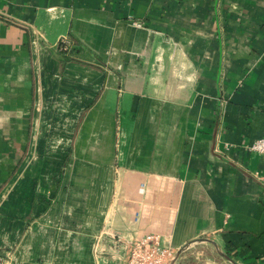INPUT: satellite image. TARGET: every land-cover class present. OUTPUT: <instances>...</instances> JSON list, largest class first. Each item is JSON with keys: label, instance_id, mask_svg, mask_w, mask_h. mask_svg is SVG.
I'll list each match as a JSON object with an SVG mask.
<instances>
[{"label": "crops", "instance_id": "obj_1", "mask_svg": "<svg viewBox=\"0 0 264 264\" xmlns=\"http://www.w3.org/2000/svg\"><path fill=\"white\" fill-rule=\"evenodd\" d=\"M260 137L264 0H0L7 264H264Z\"/></svg>", "mask_w": 264, "mask_h": 264}, {"label": "built area", "instance_id": "obj_2", "mask_svg": "<svg viewBox=\"0 0 264 264\" xmlns=\"http://www.w3.org/2000/svg\"><path fill=\"white\" fill-rule=\"evenodd\" d=\"M59 46L61 50L68 51L70 39L62 38L59 41ZM247 149L264 156V137L253 140ZM106 245L105 249L98 245L94 247L96 260L99 261L102 253L108 251L115 264H169L174 255L173 250L163 244L156 234H145L140 238L128 240L111 238ZM0 264H7L1 255Z\"/></svg>", "mask_w": 264, "mask_h": 264}, {"label": "water", "instance_id": "obj_3", "mask_svg": "<svg viewBox=\"0 0 264 264\" xmlns=\"http://www.w3.org/2000/svg\"><path fill=\"white\" fill-rule=\"evenodd\" d=\"M175 260H176V256L173 257V258L170 260L169 264H174Z\"/></svg>", "mask_w": 264, "mask_h": 264}, {"label": "rangeland", "instance_id": "obj_4", "mask_svg": "<svg viewBox=\"0 0 264 264\" xmlns=\"http://www.w3.org/2000/svg\"><path fill=\"white\" fill-rule=\"evenodd\" d=\"M64 52H67V51H64Z\"/></svg>", "mask_w": 264, "mask_h": 264}]
</instances>
